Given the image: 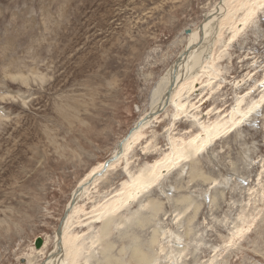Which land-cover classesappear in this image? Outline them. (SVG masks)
I'll return each instance as SVG.
<instances>
[{"label":"rangeland","instance_id":"374dc122","mask_svg":"<svg viewBox=\"0 0 264 264\" xmlns=\"http://www.w3.org/2000/svg\"><path fill=\"white\" fill-rule=\"evenodd\" d=\"M216 2L0 0V264H26L27 255L42 262L36 240L52 245L79 181L113 155L158 101L187 43L185 31L201 24ZM229 36L223 31L217 45L222 83L213 98L202 106L196 92L190 118L153 124L134 147L129 172L170 153L169 139L195 134L196 110L236 109L245 96L237 116L250 112L230 135L203 149L193 167L176 166L140 198L161 205L157 214L150 205L140 212L142 227L118 232L112 224L111 256L118 258L123 246L125 264H134V237L152 264H264V100L258 102L264 7L233 43ZM209 41L206 36L197 45L205 49ZM120 167L99 184L95 204L129 180ZM136 208L132 203L127 212ZM236 227H243L238 236Z\"/></svg>","mask_w":264,"mask_h":264},{"label":"bare ground","instance_id":"6f19581e","mask_svg":"<svg viewBox=\"0 0 264 264\" xmlns=\"http://www.w3.org/2000/svg\"><path fill=\"white\" fill-rule=\"evenodd\" d=\"M263 7L264 0H218L210 9L209 14L204 17L205 19L208 18L207 21L202 22L201 26L199 24L196 28L189 29L190 33L186 34L187 43L184 50L172 63L168 81L163 86L158 101L140 116L129 134L119 142L113 155L89 170L77 184L76 190L66 206V210L69 208V211L62 226L61 252L56 250L55 239L51 245L52 248L49 247L50 239H45L42 246L35 250L36 253L43 256L42 262L38 264H87L91 260L95 261V264H110L111 261L114 264H125L123 259L119 258L123 257L125 250L123 246L118 252L120 254L118 258L111 256L114 244L112 242L113 245L110 244L108 238L112 224L117 226L118 232L119 228L125 225L142 227L143 220L139 215L141 216L140 212L146 210L149 205L151 206L149 210L157 214L161 205L156 203L154 199H147L146 204H142L140 198L147 197L148 190L156 186L160 179H164L166 174L176 166L188 164L193 167L196 158L203 149L235 131L245 121L243 116L250 112L248 110L237 116L238 112H241L245 96L239 97L235 106L236 109L230 106L228 109L209 107L208 110L204 108L200 111L196 110L191 116V122L198 127V131L196 133L193 131L195 134L188 140L182 137L169 139L168 150L170 153H165L161 159L155 160L153 163L145 164L135 174H132L129 172L128 165L131 162L130 156L134 147L146 138V131L153 124L166 119L182 122L184 121L183 118H190V113L194 110L191 98L197 95L196 92L200 91L199 94L202 95L200 98L202 106L213 98L222 83L221 77H219L220 63H222L219 61L222 58V50L220 48L217 51L222 32L228 30L230 35L228 42L233 43L236 37L247 29L253 17L258 16L259 10ZM206 36L207 41L209 39L211 41L205 49H202L203 46L200 47L197 43ZM214 79L215 82H213ZM217 81L220 82L217 83ZM259 82L261 86H264V75ZM259 98L258 102L260 103L264 100V93ZM171 108H173L172 118L169 116ZM230 108L231 111H229ZM204 111L206 112L205 115ZM199 115H201L200 119H198ZM203 117L207 118L200 121ZM146 149L145 144L142 148L144 153L141 152V154H145ZM119 167L124 171L128 169L129 180L123 181L119 185V189L103 203L95 201L97 202L95 204L94 195L101 192L98 191L99 184L111 173L117 171ZM188 200L190 201L186 198V202ZM175 202L179 203L180 201L176 200ZM132 203H136L138 208L132 212H127V208L129 209ZM88 205L92 206L88 208ZM187 210L188 208L185 212ZM83 217L84 219H82ZM152 218L155 217L152 216ZM176 221H180L179 217ZM78 229H81V233L75 234ZM235 230L238 236L243 232V227H236ZM128 235L130 236V234ZM130 240L133 243L132 255H135V257H130L134 259V264H152L153 260L144 254L143 249L141 250V243L136 244L137 238L134 237ZM152 241L155 243L156 238H153ZM97 254L102 257L101 263L96 258ZM48 255L50 256L49 259H47ZM25 260L26 264H34L36 257L27 255Z\"/></svg>","mask_w":264,"mask_h":264},{"label":"water","instance_id":"95a60500","mask_svg":"<svg viewBox=\"0 0 264 264\" xmlns=\"http://www.w3.org/2000/svg\"><path fill=\"white\" fill-rule=\"evenodd\" d=\"M206 19L208 20V18H206ZM206 19L204 18L202 22L207 21ZM199 26H201V24ZM185 33L189 34L190 30H186ZM68 211H69V208L66 211H64V213L60 219V222H59V224L55 230V234H54V239H55L54 245L56 247V250L59 252H61V249H62L61 248L62 226H63V223L66 219ZM42 243H43V241L41 239H37L35 242V248L39 249L42 246ZM49 258H50V256L48 255L47 259H49Z\"/></svg>","mask_w":264,"mask_h":264}]
</instances>
